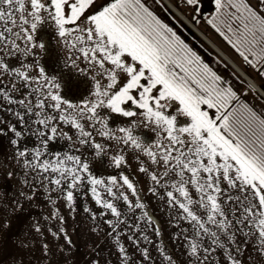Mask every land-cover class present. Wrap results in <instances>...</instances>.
I'll return each mask as SVG.
<instances>
[{"label":"snow or ice","instance_id":"1","mask_svg":"<svg viewBox=\"0 0 264 264\" xmlns=\"http://www.w3.org/2000/svg\"><path fill=\"white\" fill-rule=\"evenodd\" d=\"M201 3L182 0L193 14ZM156 7L167 6L0 0V112L10 117H0V138L23 173L5 175L29 188L24 199L40 189L54 206L18 246L45 260L52 255L47 234L71 246L57 202L74 213L77 198L90 193L94 207L85 202L82 210L108 247L93 246L89 264H264V0H228L241 26L228 25L231 35L221 27L223 0L207 21L260 78L241 81L244 95ZM45 25L69 50L63 66L87 78L82 98H66L60 79L42 66L45 45L34 34ZM53 141L68 150H53ZM96 158L114 171L95 174ZM19 207L0 204L9 214ZM8 227L5 217L0 229ZM28 255L29 264L38 259ZM0 256V264H23L15 254Z\"/></svg>","mask_w":264,"mask_h":264},{"label":"crops","instance_id":"2","mask_svg":"<svg viewBox=\"0 0 264 264\" xmlns=\"http://www.w3.org/2000/svg\"><path fill=\"white\" fill-rule=\"evenodd\" d=\"M156 2L167 6L166 8L156 7L157 14L172 26L211 67L222 76L231 80L241 95H244L247 91V89L243 88L241 81H247L251 76L256 78L257 83L260 82L256 72L248 67L224 37L208 24L207 21L216 14L215 3L202 2L200 5L202 11L193 14L190 8L182 5V0H156ZM147 3L151 5L153 0H147ZM194 20L195 22H193ZM222 20L224 21V19ZM228 25H231L238 32L241 27L240 22L237 20H225L221 27L227 35H231L227 32ZM34 35L38 42H42L45 45V51L42 53V66L49 75L60 79L64 96L70 100H76L86 95L90 87L89 82L86 77H81L78 73L63 66L62 58L69 56V50L63 46L52 27L50 25L38 26V30ZM260 46L264 47L263 44ZM248 99H251V97L249 96ZM1 235L5 236L3 238L9 241V235L7 236L4 231H0V237ZM1 242L4 244L0 238V253L3 255L15 254L17 259H23V264H29L31 258L27 259V250H22L19 246L9 249ZM49 243L52 245V241ZM100 248L105 249L106 246ZM33 251H35V256L38 259H33L32 264H65V262L66 264H89V261L94 256V252H85L86 250L75 255L70 250H65L64 252L54 250L52 252L54 255H51L53 258L51 259L50 256L49 262H45L47 260H43L40 257L38 250ZM64 254L65 256L63 257ZM105 257L106 253L100 257L102 262ZM0 258L3 257L0 256Z\"/></svg>","mask_w":264,"mask_h":264},{"label":"rangeland","instance_id":"3","mask_svg":"<svg viewBox=\"0 0 264 264\" xmlns=\"http://www.w3.org/2000/svg\"><path fill=\"white\" fill-rule=\"evenodd\" d=\"M202 2H212L215 3V0H202ZM226 7L222 10L221 19H233L232 13L235 11L234 9L227 7L228 0H223ZM251 3L254 5L256 0H251ZM239 22V20H237ZM264 45V43H262ZM12 65H16L18 61L13 59L11 61ZM0 117L9 119V114L0 112ZM34 139V138H33ZM29 145L33 143V140L28 141ZM52 149L56 151H67V144L64 141H53ZM82 151H87L86 149H82ZM13 148L8 142L7 138H0V204L3 203H16L19 202L21 207L17 208L15 212L9 214L8 209L0 208V221H2L5 217L9 221L8 229H0V231H4L5 234L9 235V241L4 239L3 235H1V240L4 242L7 248H17L20 240H24L27 243V238L22 235L23 232L31 233V225L39 220V222L44 225V216L49 215L53 211V205L47 203L46 199L42 195V190L38 189L32 201H28L20 196V192L23 191L25 193H29V188L23 186L20 182V178L18 175L14 174L11 177L5 175L7 171H15L22 175V171L16 167L14 161L11 159ZM91 170L97 175H108L111 174L114 169L108 166V162L106 159L96 158L91 162ZM135 163H132V167L129 171L135 175ZM55 196V193H53ZM88 203L90 207H94V202L91 200L90 193L85 195V198L81 200L77 198L76 200V211L74 213L70 212L65 206L64 201L60 200L57 202V205L60 208V214L64 216V224L63 227L67 229V232L72 240V245H66L65 241L61 238L59 242H57L51 234H47L48 242L52 241V252L59 251L64 252L65 250H70L75 254H80V252L85 251L89 253L94 252V247H108L107 239L102 237V234L97 235L92 231L94 227V222L89 219L87 213L83 212V204ZM157 217L160 220L161 225L164 227L165 239L168 237L167 225L165 224V215L163 212H158ZM53 230L57 227L56 222H52ZM106 227V226H104ZM34 235V233H32ZM18 237V239H17ZM3 238V239H2ZM56 243V246H55ZM38 248V245H37ZM62 249V251H61ZM33 251L31 247L27 250L29 253ZM106 256H107V252ZM54 255V254H52ZM39 256V254H38ZM65 254L63 255V257ZM27 259L29 255L26 256ZM51 259L53 256L50 257ZM50 258L45 262H49ZM44 260V259H43Z\"/></svg>","mask_w":264,"mask_h":264}]
</instances>
